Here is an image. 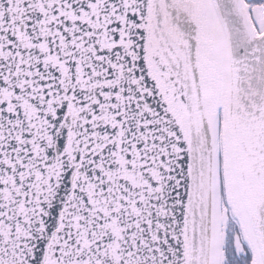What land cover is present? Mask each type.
<instances>
[{
    "label": "snow or ice",
    "instance_id": "1",
    "mask_svg": "<svg viewBox=\"0 0 264 264\" xmlns=\"http://www.w3.org/2000/svg\"><path fill=\"white\" fill-rule=\"evenodd\" d=\"M0 264H264V0H0Z\"/></svg>",
    "mask_w": 264,
    "mask_h": 264
}]
</instances>
